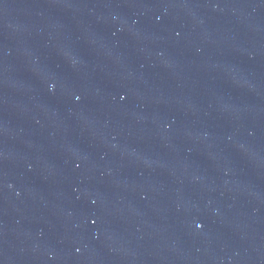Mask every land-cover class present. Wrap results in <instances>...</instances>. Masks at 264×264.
<instances>
[{
  "label": "water",
  "instance_id": "water-1",
  "mask_svg": "<svg viewBox=\"0 0 264 264\" xmlns=\"http://www.w3.org/2000/svg\"><path fill=\"white\" fill-rule=\"evenodd\" d=\"M0 170L264 264V0H0Z\"/></svg>",
  "mask_w": 264,
  "mask_h": 264
}]
</instances>
